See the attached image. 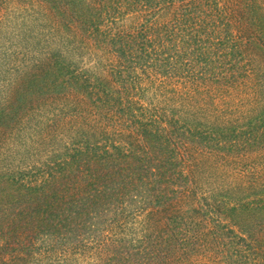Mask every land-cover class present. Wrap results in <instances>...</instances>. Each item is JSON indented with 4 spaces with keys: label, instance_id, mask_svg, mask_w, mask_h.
Listing matches in <instances>:
<instances>
[{
    "label": "trees",
    "instance_id": "trees-1",
    "mask_svg": "<svg viewBox=\"0 0 264 264\" xmlns=\"http://www.w3.org/2000/svg\"><path fill=\"white\" fill-rule=\"evenodd\" d=\"M40 1L107 62L54 51L14 82L3 133L31 121L35 140L0 173V264H258L264 173L242 161L260 133L208 101L264 59V0Z\"/></svg>",
    "mask_w": 264,
    "mask_h": 264
},
{
    "label": "rangeland",
    "instance_id": "rangeland-1",
    "mask_svg": "<svg viewBox=\"0 0 264 264\" xmlns=\"http://www.w3.org/2000/svg\"><path fill=\"white\" fill-rule=\"evenodd\" d=\"M128 15L124 20L128 26L142 23V17L136 12ZM53 16L54 13L52 14L49 6L40 0H0V173L7 169L24 168L35 140L31 132L33 126L31 121L22 125L20 132L12 135L3 133L4 127L10 124H6L7 116L1 111L6 109L5 105L13 92L14 82L21 74L41 56H48L54 51L60 53L58 55L61 59L79 65L82 63L93 67L107 62V59H88L87 54L75 50L73 42L68 41L69 38L66 41L64 33L67 32L63 31L55 16L56 22L53 20ZM168 18L170 19V13L161 11L151 20L162 23ZM121 21L118 19L117 23ZM32 37H36L37 41ZM32 42L36 43L31 45ZM239 60L240 62L236 64L238 79L235 83H228L231 87L224 88L222 94L219 92L220 89L211 85L210 93H214L212 94L214 100L210 99L208 102L220 109L232 110L234 117L240 115L239 125L247 121V126L241 125L239 128L242 130L241 133L249 130L251 135H255L259 131L260 136L257 135V138L261 143L251 147L243 156L246 159L242 161V165H246L245 171H250L248 164L253 163L254 172L264 173V59ZM201 97L208 100L207 94ZM254 125L256 128H252ZM256 253L260 259L258 264H264L263 244L260 243Z\"/></svg>",
    "mask_w": 264,
    "mask_h": 264
}]
</instances>
